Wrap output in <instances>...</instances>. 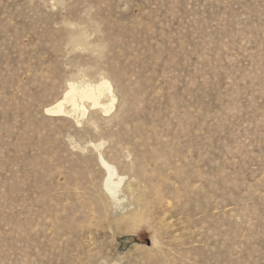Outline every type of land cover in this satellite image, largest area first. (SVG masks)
Instances as JSON below:
<instances>
[{"label": "rangeland", "instance_id": "1", "mask_svg": "<svg viewBox=\"0 0 264 264\" xmlns=\"http://www.w3.org/2000/svg\"><path fill=\"white\" fill-rule=\"evenodd\" d=\"M0 264H264V0H0Z\"/></svg>", "mask_w": 264, "mask_h": 264}, {"label": "bare ground", "instance_id": "2", "mask_svg": "<svg viewBox=\"0 0 264 264\" xmlns=\"http://www.w3.org/2000/svg\"><path fill=\"white\" fill-rule=\"evenodd\" d=\"M89 83V82H87ZM87 86L83 87H76L75 84L71 85L69 90L66 92L64 100H61L60 102H58L54 107L48 109V112L51 113H58V114H64L67 112L66 107H65V102H70V104L72 103V107L74 106L75 110L76 109H81V107L83 109L81 110H86L87 111V107L85 106V101H83L84 103H80V100H91L93 103V106H103L105 108L106 112H110L111 109H113L114 107V91H113V85L112 83L107 80V79H103L100 83L98 84H87ZM105 94H108L111 96L112 98V102L108 105L102 104L101 102V97L104 96ZM84 111V114L85 112ZM73 113V111H72ZM76 113V111H75ZM81 113V112H80ZM83 114V113H82ZM79 115V114H78ZM83 116V115H82ZM79 118V117H78Z\"/></svg>", "mask_w": 264, "mask_h": 264}]
</instances>
